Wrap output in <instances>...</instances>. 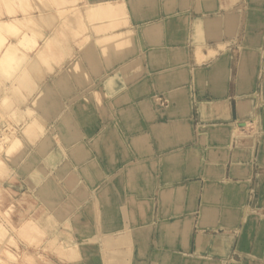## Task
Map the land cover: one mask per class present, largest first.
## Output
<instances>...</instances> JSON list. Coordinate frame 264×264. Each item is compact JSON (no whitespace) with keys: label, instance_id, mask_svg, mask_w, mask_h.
Wrapping results in <instances>:
<instances>
[{"label":"crops","instance_id":"crops-1","mask_svg":"<svg viewBox=\"0 0 264 264\" xmlns=\"http://www.w3.org/2000/svg\"><path fill=\"white\" fill-rule=\"evenodd\" d=\"M104 2L113 16L87 18ZM75 5L82 35L67 32L64 59L36 79L54 94L35 109L50 152L7 176L31 199L18 215L47 235L39 246L69 238L68 264H264V0L59 7ZM55 7L51 28L71 23ZM76 54L80 77L60 70ZM65 104L68 135L51 128Z\"/></svg>","mask_w":264,"mask_h":264},{"label":"rangeland","instance_id":"rangeland-1","mask_svg":"<svg viewBox=\"0 0 264 264\" xmlns=\"http://www.w3.org/2000/svg\"><path fill=\"white\" fill-rule=\"evenodd\" d=\"M8 1H9V3H8ZM37 1H39V0H37ZM64 1L65 0H40V2H38V3L40 4L42 2V4H41L42 7H43V4L45 5L43 7L44 9H47L45 11L50 10L52 4H54L56 6L55 11L57 12V14L59 16H61V15L67 13V12H62V11L60 12V10H59V6L62 5L64 3ZM15 2L16 1H12V0H5V1L3 0V2L0 1V4H1V6H0V19H3V18L8 19L9 17H14L17 15H20L23 19H26L28 17L27 14L29 13V11H31L30 9L32 6H28V4H27L28 8H27V6H25L27 0L23 1L22 3L21 2L15 3ZM2 5H3V7H2ZM7 5L10 7H8ZM20 7H22L21 10H20ZM23 7H24V9H23ZM18 8H19V10H18ZM4 9H5V11H3ZM25 10H28L27 11L28 13ZM33 10L34 9H32V11ZM37 11L40 12L41 10L35 8V12H37ZM78 11L79 10H77L75 12L78 14V16H80ZM80 11H81V9H80ZM1 14H2V16H1ZM7 14H9V15H7ZM23 23L26 26H23ZM66 23H67V21L66 22L64 21L63 23L60 24L59 27L55 26L54 32H55L56 36L59 35L60 37H62V36L65 37L66 36L65 34L67 32H69L72 37H76V38L79 37L80 35H82L83 24H82V21L79 20V18L77 19V21L75 22L74 25L72 24L75 27L69 26ZM17 24L18 23L7 24V25L5 24V26L1 25L3 31L5 30V32H4L5 35L1 36L3 39L0 37V41L3 40L0 42V44L4 48L3 51L8 52V53H12V51L10 49H11V47L12 48L14 47L15 49L14 48L13 49L15 51L21 50L25 54H29V55L34 54L35 53L34 50L36 49L34 47L35 46L34 44L37 40L40 42V43L38 42V44H40V45H36V46H38V47H41V46L44 47L45 46V48L47 49V50L44 49V52L41 53V55L39 56L40 62H41V67L43 65H45L50 70L52 68V65H51L52 62L57 64L59 61H62L64 59L63 57H65V56H62V54L64 53L65 47L63 48V47L59 46V48H58L55 46L54 42H51L50 46L45 45L44 44V43H46L45 41L41 42V39H39L40 37H38V36H37L38 38L35 37L34 33L33 32L31 33L30 30H28V29H30L29 24H26L25 21H22L21 25L18 24L19 26H17ZM20 26L21 27L23 26L24 28H21ZM80 26H81V28H80ZM18 27L21 28V31L17 30ZM43 28L46 31L48 30L49 32H51V30H52L51 25L50 26H44ZM19 31H20V33H19ZM22 31L24 34L22 33ZM11 33H13L15 35V36L12 35V36H14V38L9 35ZM26 33H28V34H26ZM96 33H99V31L96 30ZM6 35L8 36V38H6L7 37ZM22 35L24 37H22ZM5 38H6V40H5ZM106 42H108V41H106ZM9 43H11L12 45L11 44L9 45ZM14 43L16 44V46H19L20 48L18 47L19 49L18 48L16 49ZM19 43H20V45H19ZM103 43H105V41ZM75 44L78 45V47H79L81 44V41L75 42ZM5 46H7V47H5ZM32 46H33V48H32ZM24 47L27 50H25ZM26 47H28V48H26ZM8 48H10V49H8ZM29 48L30 49L32 48V49L30 50ZM48 48L52 49V50L50 49L51 50L50 53H47V51L49 50ZM1 49L2 48H0V50ZM18 53H20V52H18ZM46 54H47V57H46ZM2 56H3V53H2ZM71 58H73V57H71ZM73 59L76 61L79 59V57H77V54L74 56ZM66 66H67V61H64V65L63 64L60 65V70L62 72L65 71ZM40 70H41V68H40ZM40 70L37 73H35L34 78L32 80H28V82L26 81V86H21L20 89L18 88L16 93H12L10 95L9 99L14 101V105H16L15 109L13 111H11V112H10V110L8 111L6 106L4 104H3L4 106L1 104L2 105L1 107L3 109V110H1V113L3 112V114L0 113V118H1L0 119V127L1 128H2V126L5 127L2 129L5 131L6 140H5V142L0 143V148L2 147L0 149V156H1V161H0V190H2V192L0 191L1 192L0 193V264H68L67 262L63 261L62 259L64 258V259H67V260L74 262L75 259L77 258V252L73 248L70 241L67 244L68 246H66L65 244L59 243L60 245L58 244V249H55V252H54V251H52L53 249L50 250L49 247L41 248L39 246L40 242L47 239V237H46L47 235L45 233L40 235L39 240H31V239L26 238L27 235L24 232V228H23V226L25 224V223H23V221L25 218H23L22 215L21 216L18 215V212L21 209H24V210H26V213L28 214L29 210L33 209V205H32V202H31V199L29 196H27V198L24 199V197L21 198V197H19L18 194L11 192V191L15 190L14 188L18 187V184L14 183V181H12V180L9 181L7 179V176L10 177L14 174H23V173L25 174L26 172H28V170H30V166H26V163L29 162L30 164L33 165V163H34L33 160L35 158L36 152H39L42 155H47L50 152V147L52 145V141H51V137H50L51 135L49 133V129L46 128L44 122H42L41 120H38V118L36 117V110L38 111V109H36V107L40 108L45 113L46 112L45 110L52 105V103H51L52 100L44 97V92H43L44 86H43V84L39 85L36 82V76L39 77L38 75L40 73ZM75 75L77 77H80L77 74H75ZM3 78H5V79L3 80ZM77 79L79 80V78H77ZM5 80H6V77L1 76L0 86L6 85L3 83L8 84V82H5ZM1 81L3 83H1ZM9 85L10 84H8L7 86H9ZM27 95H30V96L27 97ZM46 99H47V102L42 103V101H44ZM19 101H20V104H19ZM51 107H53V105ZM54 109H55V107H54ZM61 111H63V110H61ZM4 112H6V113H4ZM48 112H50V111L48 110ZM64 114H65V112L60 113V115H64ZM5 120L7 122H5ZM9 120H10V122H9ZM52 124L54 126L51 125V128H53V127L58 128L61 131L60 127L57 126L58 124H56V123H52ZM69 125H71L70 122H69L68 126ZM69 129H71V126H69ZM67 132H69V130H67ZM61 133H62V131H61ZM7 146H9L8 149H6ZM26 146L29 147L28 150L25 149ZM9 166H11V167H9ZM52 173L53 172L51 171L50 174H52ZM9 188H12L13 190L10 191V190H8ZM5 189H6V191H5ZM20 207H23V208H20ZM32 220H34V219H32ZM45 223H46V221H44L43 226L45 225ZM45 229L48 231L50 229V226L49 227L45 226ZM66 236H68V235H66ZM20 239L23 240L22 245H20ZM47 242L50 244L51 242H55V239L50 238ZM24 244L25 245L28 244L31 246H34V245H36V246L38 245V246H37L36 250L34 249V247H29L27 249V246L25 248ZM69 244H71V245H69ZM48 246H50V245H48ZM37 250H39L40 252L38 253ZM53 254H55V255H53Z\"/></svg>","mask_w":264,"mask_h":264},{"label":"bare ground","instance_id":"bare-ground-1","mask_svg":"<svg viewBox=\"0 0 264 264\" xmlns=\"http://www.w3.org/2000/svg\"><path fill=\"white\" fill-rule=\"evenodd\" d=\"M3 2V0H0ZM5 1V0H4ZM12 1H16L17 3L18 2H23V1H26V0H12ZM11 2V1H10ZM15 2V3H16ZM37 0H27L26 2V5L28 4V6H32L31 7V11H29V13L27 12L28 10H25L28 14V17L26 19H23L20 15H17V16H14V17H9L8 19L7 18H3V19H0V37L2 35H5V30L3 31L1 25H4L5 24H16L18 23L19 25H21L22 21H25L26 24H29V28L28 30H30V32L34 33L35 37H40L39 39H41V42L45 41L46 43H44L45 45H49L50 46V43L51 42H54L55 46L59 48L60 47H65L66 48V43H67V39H66V36L62 39H58L55 35V28L51 30V32H49L48 30L46 31L43 27L44 26H50L52 24V21L55 20V16H54V13H52V9L48 10V11H45L47 9H44L43 7L45 6L43 4V7L41 6L42 2L39 4ZM9 3V1H8ZM47 3V2H46ZM105 3V2H104ZM48 4V3H47ZM49 5V4H48ZM47 5V6H48ZM1 6V4H0ZM5 6V5H4ZM8 6V5H7ZM27 6V8H28ZM3 7V5H2ZM10 7V6H8ZM12 7V6H11ZM22 7H20V10H21ZM35 8L41 10L40 12L37 11L35 12ZM7 9V8H6ZM24 9V7H23ZM32 9H34L32 11ZM81 7L79 6H72L70 9H67V8H60L59 7V10L60 12H67L66 15H69L70 17V20L69 22L71 23H66L67 25L69 26H73L75 24V22L77 21V19L79 18V20L81 21L82 19V12L80 11ZM12 10V9H11ZM19 10V8H18ZM56 10V9H55ZM79 10V14L80 16H78V14L75 12V11ZM5 11V9L3 10ZM25 12V13H26ZM56 12V11H55ZM59 12V11H58ZM5 13V12H4ZM115 10L114 8L112 7V5L110 3H105V4H93L91 5L90 7L87 8V11H86V16L87 18H90L92 20H99L101 17H104V16H113L114 15ZM24 14V13H23ZM9 15V14H7ZM12 15V14H11ZM64 15V16H63ZM61 15L63 18L66 17L65 14ZM2 16V14H1ZM68 17V16H67ZM62 20V19H61ZM60 19L58 21H61ZM112 20V18H111ZM64 21V19H63ZM66 22V21H65ZM94 22V21H93ZM103 23V22H101ZM17 24V26H19ZM73 24V25H72ZM44 25V26H43ZM23 26H26L24 25L23 23ZM21 27V28H24V27ZM75 27V26H73ZM72 27V28H73ZM21 28H17V30H20L21 31ZM27 28V27H26ZM48 28V27H47ZM78 28V27H77ZM81 28V26H80ZM64 29V28H63ZM75 29V28H74ZM88 29V28H87ZM19 31V33H20ZM29 32V31H28ZM15 33V32H14ZM23 33V31H22ZM69 33V32H68ZM7 34V33H6ZM18 34V33H17ZM24 34V33H23ZM28 34V33H26ZM10 36L14 35L13 33L9 34ZM64 35V34H63ZM7 36V35H6ZM5 36V37H6ZM15 36V35H14ZM14 36H12L14 38ZM17 36V35H16ZM4 37V36H3ZM22 37H24L22 35ZM37 37V38H38ZM60 37V36H59ZM63 37V36H62ZM2 38V37H1ZM8 38V36L6 37ZM5 38V40H6ZM80 38V37H79ZM3 39V38H2ZM36 39V38H35ZM28 40V39H27ZM34 40V39H33ZM3 41V40H1ZM0 41V42H1ZM17 41V40H16ZM24 41V40H23ZM63 41V42H62ZM71 41H74V40H71ZM32 42V41H31ZM39 41L36 40L35 42V50H34V54H25L23 53L21 50H14L12 47L10 49L12 51V53H8V52H5L3 51L4 48L2 47V45L0 44V48H2L0 50V78L1 76L2 77H6V80L5 82H8V84H10L9 86H7L8 84L7 83H3L1 81V83L3 84H6V85H2L0 86V107L4 104L7 108V110L10 112L13 111L15 109V106L14 105V101H12L10 98V95L12 93H16L18 88L20 89L21 86H26V81L28 82V80H32L34 78V75L35 73H37L40 68H41V62H40V55L41 53L44 52V49L47 50L45 48V46H41V47H38L36 45H40L38 44ZM7 43V42H6ZM17 43V42H16ZM40 43V42H39ZM11 43H9L10 45ZM32 44V43H31ZM75 44V43H74ZM8 45V44H7ZM8 45V46H9ZM12 45V44H11ZM16 49L19 47V46H16V44L14 43ZM13 45V46H14ZM18 45V44H17ZM20 45V43H19ZM27 45V44H26ZM52 45V44H51ZM92 45V44H91ZM94 45V44H93ZM7 47V46H5ZM20 48V47H19ZM18 48V49H19ZM28 48V47H26ZM33 48V46H32ZM31 48V49H32ZM64 48V51H66V49ZM25 49V47H24ZM30 49V48H29ZM30 49V50H31ZM49 49V48H48ZM51 49V48H50ZM48 50L47 53H50V51L52 50ZM27 50V49H25ZM15 51V52H14ZM75 51V50H74ZM17 52V53H16ZM20 52V53H18ZM25 52V51H24ZM30 52V51H29ZM76 52V51H75ZM2 53H3V56H2ZM52 55V54H51ZM73 56V55H72ZM46 57H47V54H46ZM77 57H79V59L76 61L74 59L71 58V60L69 61V63L67 62V66L68 68L74 72L75 74H77L78 76H82L83 75V66H82V57L77 55ZM53 59V58H52ZM54 60V59H53ZM39 67V68H38ZM130 67V66H129ZM125 69V68H123ZM5 78H3L4 80ZM36 79H37V76H36ZM44 86V97L47 98V99H50V100H53L54 99V94L52 93V91L50 90L49 86L48 85H43ZM23 100V99H22ZM17 103V102H16ZM22 103V102H21ZM2 104V105H1ZM19 104H20V101H19ZM3 105V106H4ZM18 105V104H17ZM52 106V105H51ZM51 106L49 108H51ZM20 108V107H19ZM47 108L45 111L47 110H51ZM69 108V105L68 104H65L64 107H63V111L61 112H66ZM1 110L2 107L0 108V113H1ZM60 112V113H61ZM6 113V112H4ZM3 114V112L1 113ZM5 115V114H4ZM59 119L57 121L56 124H58L57 126L60 127L61 131H62V134L63 135H68V133L70 132V129H69V118L66 116V115H60L59 114ZM1 119V118H0ZM5 122H7L5 120ZM10 122V120H9ZM53 123V122H52ZM7 124V123H6ZM9 124V123H8ZM11 124V123H10ZM6 126V125H5ZM11 126V125H10ZM7 127V126H6ZM2 128H5L2 126ZM0 127V143L2 142H5L6 140V134H5V131ZM67 130H69V132H67ZM168 130V129H167ZM163 131V130H162ZM70 136V135H69ZM140 136V135H139ZM4 146V145H3ZM2 148V147H1ZM0 148V149H1ZM9 146L6 147V149H8ZM0 161H1V156H0ZM81 168V167H80ZM51 176V175H50ZM80 176V175H79ZM49 179L48 175L46 176V180ZM2 192V190H0ZM0 192V193H1ZM169 193V192H168ZM33 218L31 217H27L23 223L24 226V232L26 233L28 239H31V240H39L40 238V235L43 234L42 232V229L39 227V224L32 220ZM44 220V219H43ZM44 223V222H43ZM51 224V223H50ZM46 225V224H45ZM44 225V226H45ZM170 226V225H169ZM44 231V230H43ZM9 234V233H8ZM68 235V234H67ZM10 236V235H9ZM66 240L69 242V238H66ZM66 241V243H67ZM61 242V241H60ZM64 242V241H63ZM131 242V241H130ZM65 244V243H64ZM42 254V253H41Z\"/></svg>","mask_w":264,"mask_h":264}]
</instances>
